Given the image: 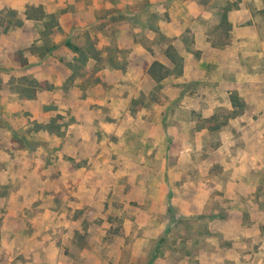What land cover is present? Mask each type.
Wrapping results in <instances>:
<instances>
[{"label": "rangeland", "instance_id": "374dc122", "mask_svg": "<svg viewBox=\"0 0 264 264\" xmlns=\"http://www.w3.org/2000/svg\"><path fill=\"white\" fill-rule=\"evenodd\" d=\"M167 45L181 73L156 84ZM231 61L264 72V0H0V264H264V165H240L264 119Z\"/></svg>", "mask_w": 264, "mask_h": 264}, {"label": "trees", "instance_id": "16d2710c", "mask_svg": "<svg viewBox=\"0 0 264 264\" xmlns=\"http://www.w3.org/2000/svg\"><path fill=\"white\" fill-rule=\"evenodd\" d=\"M233 7L226 5H223L222 7H219L216 9L214 13V17L216 19V26L217 27H223L224 31V37L227 38L228 34L230 33V25L227 21V14ZM35 12H38L39 15H35ZM26 19H41L43 16H49L53 17L52 14L46 15L41 12V8H30L28 7L24 12ZM48 22V21H47ZM217 42H212L210 39V45L211 46H218L216 45ZM226 45V42H220L219 45ZM64 45L66 47H69L72 49V51L79 55V57L84 59V62H86L88 59H92L95 62L99 60V50L92 47H83V46H77L73 45L72 43H69L68 41H65ZM50 50V48H49ZM49 50L46 49L43 51L41 58L49 53ZM165 57L173 64V69L170 71L166 66L163 64L153 61L148 69H147V75L156 83H161L165 78H167L170 74L173 75H180L181 73V67H182V61L181 58L177 55L176 51L171 47V45H167L165 51H164ZM229 103L231 106V113H241L244 109V101L239 96L238 91L231 87L229 90ZM216 119V115L213 114L211 117H209L205 122H207V125L205 128H207L211 132H215L216 130L220 129V125H216L214 123H211V121H214ZM38 128H40V131L45 133H57L59 131V125L55 124L54 120L51 119L47 124L44 125H36ZM12 139L17 141H22L21 138L16 137V133L14 131H11Z\"/></svg>", "mask_w": 264, "mask_h": 264}, {"label": "crops", "instance_id": "0c3cea01", "mask_svg": "<svg viewBox=\"0 0 264 264\" xmlns=\"http://www.w3.org/2000/svg\"><path fill=\"white\" fill-rule=\"evenodd\" d=\"M225 70L227 72H236V74L239 72V74L244 77L243 79L244 83H241V86L243 87L246 84L243 88L245 87L252 88V89L249 88L250 90H247L248 93L243 92L241 89L242 94L247 99V100L245 99V103L246 105L249 104L250 106H255L256 111L255 113L252 112V115L254 114V116H257V117L261 116V118L264 119V97L259 98L261 95V92H259L258 90H255L257 88V85L258 84L260 85V83L264 81V80H261L262 78H264V72L262 73V75H258V76L256 75L252 76V74L249 75L247 74L248 69L243 68L240 64L235 63L234 61L229 62ZM217 85L218 87H221L223 90H226L224 91V94L226 93V96H227L226 106L231 110V106H230L229 99H228L229 93H230L229 90L231 87H234L235 84L233 82H229V81L224 80L223 78H220V80L217 81ZM252 92L254 94L258 92L257 96L259 100L251 99V97L249 98V94L251 95ZM263 96H264V93H263ZM213 114L214 112L212 110H206L202 113L204 118H209ZM242 115L243 113L240 114V116ZM242 129H245L244 133H246V129H247L249 134H251V136H242L243 142L245 143V145H247L246 147L248 148L246 152H244L243 159H242L244 161L241 160L240 165L248 166V169H247L248 171L252 169L255 165H258V164L264 165V137H263L264 135L262 133H259L258 130L251 124H247L246 126L242 127ZM227 136L228 135L226 132H222V138H224L223 146H225V140L227 139ZM244 172H245V168H242L240 170V174Z\"/></svg>", "mask_w": 264, "mask_h": 264}]
</instances>
